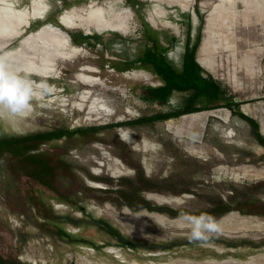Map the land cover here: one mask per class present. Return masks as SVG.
<instances>
[{
  "label": "rangeland",
  "instance_id": "rangeland-1",
  "mask_svg": "<svg viewBox=\"0 0 264 264\" xmlns=\"http://www.w3.org/2000/svg\"><path fill=\"white\" fill-rule=\"evenodd\" d=\"M44 1L49 6L45 17L56 19L65 10L83 12L91 2L105 5L112 0ZM122 1L121 5L135 11L132 31L125 35L61 26L70 34V43L84 53L60 61V77L46 80L60 90L58 97L67 95L71 102L72 92L63 86L66 78L83 66L94 67L97 71L89 74L118 88H95L109 100L105 107L110 115L86 120V114L70 105L60 106L57 99L34 102V110L26 116L0 119L1 135L100 127L87 141L79 135L64 136L41 145L55 149L71 165V174L61 171L58 181L60 193L71 195L76 205L25 175L14 176L8 168V155L0 158V253L30 264H264V214L233 208L215 215L220 233L194 244L188 240L190 229L181 216L145 208L132 210L120 195V191L135 194L139 188L142 198L155 205L194 212L219 204L235 206L245 200L264 203V146L256 141L249 123L234 114L239 109L256 119L264 135V0H190L186 10L167 8V23L156 21L155 25L147 19L153 1ZM64 2L71 4L64 6ZM31 5L32 0H18L15 8ZM195 9L203 17L196 59L204 74L209 73L219 84V103L234 101L238 105L232 111L222 106L148 123L113 125L172 111L183 103L187 92L174 91L164 104L143 99L140 95L145 86L160 82L136 58L152 44L145 34L153 33L167 47V59L180 69L187 33L192 42L200 23ZM27 13L25 30L30 33L42 19L30 21L31 12ZM71 33L79 40L75 42ZM82 35L91 37L85 40ZM129 61L135 63L125 65ZM214 103L202 98L198 105ZM192 133L195 140L190 138ZM28 193H39L54 213L79 223L58 220L54 224L45 219L28 200ZM99 218L128 240L155 246L122 247L90 220ZM58 226L95 245L59 237ZM218 239L242 243L229 246Z\"/></svg>",
  "mask_w": 264,
  "mask_h": 264
},
{
  "label": "trees",
  "instance_id": "trees-1",
  "mask_svg": "<svg viewBox=\"0 0 264 264\" xmlns=\"http://www.w3.org/2000/svg\"><path fill=\"white\" fill-rule=\"evenodd\" d=\"M69 4H71V2H64V6H68ZM195 12L197 15H199L200 23L197 26L196 37L192 42L190 41L189 32L187 33L180 69L173 67L165 54L167 47L161 45L158 38L154 37L153 33L145 34L147 41L151 42L152 44L150 46L146 45L142 55L136 58V61H139L143 68L154 74L160 82V84L157 86H145V93L140 95L143 99L150 102L164 104L168 101L169 97L174 91L187 92L188 95L183 103L179 104L177 108L172 111L158 112L153 115L141 116L132 121L115 122L113 125L122 126L124 124L131 123H148L155 120H165L192 112H198L204 109H212L222 106H226L232 111L234 105H238V102L234 101L224 104L219 103V100L222 96V90L219 84L209 73L204 74L203 67L197 62L196 51L200 44V31L203 17L196 9ZM53 17L54 16L51 15L43 21H38L35 27H38L44 22L51 20L54 24L60 26ZM71 35L75 42L79 40L76 38L74 33H71ZM90 37L91 36L88 35H82L81 39L86 40ZM127 63L131 64L130 61ZM202 98L214 100L216 103L212 105H198L199 100ZM234 114L238 115L240 118L249 123L256 141L260 145L264 146V135L260 131L258 121L253 117L243 113L239 109L235 110ZM99 128L100 127H79L73 129L58 128L24 135L0 134V158H3L4 154L8 155V168L14 176L20 177L21 175H25L26 177L35 180L44 188L58 193L61 200L76 205V200L73 199L71 195H67L63 192L60 193L58 181V175L61 173V171H63L65 174H71V165L60 158L58 156L59 152L55 151V149L52 150L49 148H41V145L60 139L64 136L72 138L76 135H79L82 139H84V141H87L94 138V135ZM31 150L37 151L30 152ZM225 169L226 168L224 167V170ZM139 192V188L135 189V194H129L120 191L122 199L132 210L145 208L150 211L167 212L172 216H181V213L193 215L209 214L211 216H219L235 208L243 213L264 214V203L256 204L253 200H245L242 203H239V205L235 206L219 204L216 207L208 210L206 209L199 212H194L184 209H171L169 207L155 205L152 202L143 199ZM28 200L31 201L37 212L41 213L45 219L51 221L54 224L57 223L58 220H65L70 223H79V221L68 215L62 216L54 213L52 209L42 200V197L39 195V193H28ZM80 208L82 211H84V207ZM90 220L94 225L105 231V233L110 235L112 238L116 239L117 244L122 247L134 249L137 248V246H143L146 248L155 246L128 240L120 233L117 228L112 226L104 219L99 218ZM56 232L59 237L69 242L84 243L91 246L95 245L84 237H75L62 227L58 226ZM214 239L217 240V238ZM218 240L223 241L229 246H237L242 243L241 241L238 242L227 239ZM0 264L30 263L23 262L14 256L4 257L0 253Z\"/></svg>",
  "mask_w": 264,
  "mask_h": 264
},
{
  "label": "bare ground",
  "instance_id": "bare-ground-1",
  "mask_svg": "<svg viewBox=\"0 0 264 264\" xmlns=\"http://www.w3.org/2000/svg\"><path fill=\"white\" fill-rule=\"evenodd\" d=\"M17 1L0 0V55H7L14 67L26 69L36 81L53 79L55 81L60 77L61 72L58 63L68 60L78 53H84V50L72 45L68 33L54 24L46 23L40 29L37 28L30 33L26 32L27 12H31L28 19L30 21L42 19L49 6L44 0H39V5L36 0H32V5L28 9L25 7L16 9ZM151 1L154 2L153 8L148 10L147 19L153 25L156 21L161 24L167 23L165 20L168 17L167 8L179 6L186 10L190 2V0ZM122 3V0H112L105 5L91 2L83 12L75 9L65 10L61 13L60 20L66 28L84 26L87 32L94 29L97 32L117 31L127 35L132 31V19L135 11L121 5ZM93 71H97V69L83 66L68 75L63 86L65 88L68 86L69 91L72 92L71 102H68L67 95L59 96V98L57 91L60 92V90L56 89L52 93L56 94L54 97L50 99L44 97L43 100L56 101L58 99L60 106L70 105L74 110L86 114V120L102 119L104 116L110 115L109 109L107 110L105 107L109 100L96 93L95 88L100 87L103 91L106 89L117 90L118 88L109 87L110 85L107 86L99 77L89 74ZM102 165V163L99 164V166ZM93 172L99 173L98 170ZM91 185L97 184L91 183Z\"/></svg>",
  "mask_w": 264,
  "mask_h": 264
},
{
  "label": "clouds",
  "instance_id": "clouds-1",
  "mask_svg": "<svg viewBox=\"0 0 264 264\" xmlns=\"http://www.w3.org/2000/svg\"><path fill=\"white\" fill-rule=\"evenodd\" d=\"M55 92L46 80L36 81L26 69L14 67L7 55H0V119L23 117L33 111L34 102ZM191 139L197 138L195 133ZM181 219L189 226L190 243H205L221 231L218 221L209 214L181 213Z\"/></svg>",
  "mask_w": 264,
  "mask_h": 264
},
{
  "label": "water",
  "instance_id": "water-1",
  "mask_svg": "<svg viewBox=\"0 0 264 264\" xmlns=\"http://www.w3.org/2000/svg\"><path fill=\"white\" fill-rule=\"evenodd\" d=\"M45 19H46V17L42 18V21L45 20ZM56 19H57V23L60 24V26L57 25V27H59V28H61V26L64 27V25L61 23V20H60V18H59V15L56 16ZM46 23L54 24L53 22L46 21V22H44L43 24H41L40 26H38V28L40 29L41 27H43L44 25H46ZM54 25H56V24H54ZM64 28H65V27H64ZM68 35H69V41H71V36H70L69 33H68ZM197 62H198V60H197ZM198 63H199V62H198ZM199 64H200V63H199ZM30 152H34V150H31Z\"/></svg>",
  "mask_w": 264,
  "mask_h": 264
},
{
  "label": "flooded vegetation",
  "instance_id": "flooded-vegetation-1",
  "mask_svg": "<svg viewBox=\"0 0 264 264\" xmlns=\"http://www.w3.org/2000/svg\"><path fill=\"white\" fill-rule=\"evenodd\" d=\"M36 2H37V5H39L40 1L36 0ZM35 26H36V23L33 25V27H35ZM133 63H135V61ZM133 63L131 62L130 65H132ZM137 63H139V66L143 68V66L141 65V63L139 61H137ZM125 65H128V63H125ZM113 67H115V66H113ZM143 69H145V68H143Z\"/></svg>",
  "mask_w": 264,
  "mask_h": 264
}]
</instances>
